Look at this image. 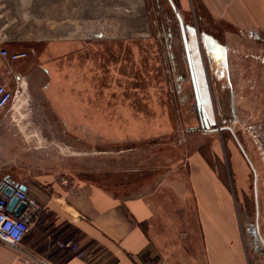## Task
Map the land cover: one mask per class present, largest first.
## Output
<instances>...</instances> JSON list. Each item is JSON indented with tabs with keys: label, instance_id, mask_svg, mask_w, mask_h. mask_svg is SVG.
Here are the masks:
<instances>
[{
	"label": "rangeland",
	"instance_id": "1",
	"mask_svg": "<svg viewBox=\"0 0 264 264\" xmlns=\"http://www.w3.org/2000/svg\"><path fill=\"white\" fill-rule=\"evenodd\" d=\"M102 1L99 19L90 23V30H102L108 37L100 40L103 45L89 57L49 52L48 42L36 48L43 50L34 58L43 84L48 78L44 70L52 62L58 70L50 73L54 79L58 73L57 92L72 95L73 101L57 106L33 104L34 112L40 113V128H32L26 120L31 104L13 102L12 136L33 150L50 148L51 159L73 177L117 174L155 180L174 173L183 175L186 183L187 175L197 167L201 172L208 170L217 188L230 196L248 264H264V247L251 234L257 228L264 245V34L249 37L209 18L196 0ZM75 2L73 14L80 8V0ZM11 6L10 15L16 18V0ZM40 25L29 22L24 31L27 36H38ZM72 25L80 29L76 22ZM30 48L24 49L28 60ZM212 48L217 50L216 61L223 54L227 60L234 117L220 116L216 106L217 115L213 113L210 119L202 111L201 126L197 115L182 111L175 80H189L197 71L209 80L216 102L210 71ZM87 62L89 69L84 71L82 65ZM80 95H88V103H83L88 104L86 127L80 120L81 103L76 102ZM69 106L70 114L78 112L73 125H66L61 117ZM203 117L211 131H205ZM219 127L227 128L216 131ZM21 153L15 150L10 155L16 164L8 172L16 178L25 171L19 165Z\"/></svg>",
	"mask_w": 264,
	"mask_h": 264
},
{
	"label": "crops",
	"instance_id": "2",
	"mask_svg": "<svg viewBox=\"0 0 264 264\" xmlns=\"http://www.w3.org/2000/svg\"><path fill=\"white\" fill-rule=\"evenodd\" d=\"M196 2L204 15L239 33L255 38L264 34V0ZM11 3L0 0V50L23 53L31 47L32 58L26 55L9 61L0 56V85L18 91L14 102L31 104L26 120L32 128H40V113L34 112L33 104H66L73 96L57 92L58 73L55 79L50 73L58 70L52 62L44 70L48 78L43 84L41 68L34 61L43 50L36 48L48 42L49 52L89 57L103 45L100 40L107 39L102 30H90V23L99 19L103 1L80 0L73 14L74 0H16V18L10 15ZM199 19L204 20L201 15ZM29 22L42 24L36 27L38 36L25 33ZM73 22L79 25L78 31ZM82 66L84 71L89 69L88 62ZM78 98L80 120L86 127L88 104L83 103H88V95ZM71 107L62 111L66 125H73L78 117L77 111L70 114ZM13 115L14 105L0 112V186H23L43 210L17 249L0 242V264H35L36 259L50 264H248L230 196L217 188L208 170L201 172L197 167L187 175L186 183L183 175L174 173L155 180L117 174L73 177L51 159L50 148L33 150L12 136ZM15 150L22 151L18 159L25 169L17 178L8 172L16 164L10 159ZM16 209L17 204L7 212L15 216ZM59 241L77 243L87 257L77 258L57 248Z\"/></svg>",
	"mask_w": 264,
	"mask_h": 264
},
{
	"label": "flooded vegetation",
	"instance_id": "3",
	"mask_svg": "<svg viewBox=\"0 0 264 264\" xmlns=\"http://www.w3.org/2000/svg\"><path fill=\"white\" fill-rule=\"evenodd\" d=\"M184 41L185 39L183 40V42ZM169 48L170 46L167 45V49ZM184 49V51H186V47ZM216 52L217 50L215 48H212L209 52V55L212 59L210 62V71L212 74V81L215 87V92L217 93L216 102L212 100V90L209 80L206 79L205 76L204 78H202L203 75L200 76L197 71L195 72V74L192 71L193 75H191V78L189 80H186L184 77H177L175 80L177 83V93L182 111L185 112L187 109V113H189V115H197V118H199L200 120H198V122L201 126L202 124L200 114L202 113V111L206 116L208 115V119H210L211 116H213V113L217 115L216 106L218 114L220 116L234 117V92L232 81L229 77L227 69V60L223 54L219 57V62L216 61ZM185 54L189 56L188 52H185ZM169 58L172 59L173 56L169 54ZM188 62L191 65V61H189V59ZM210 128L211 127L206 128L207 130H204L211 131ZM224 128L226 129L227 127H219L218 129H216V131L222 130Z\"/></svg>",
	"mask_w": 264,
	"mask_h": 264
},
{
	"label": "built area",
	"instance_id": "4",
	"mask_svg": "<svg viewBox=\"0 0 264 264\" xmlns=\"http://www.w3.org/2000/svg\"><path fill=\"white\" fill-rule=\"evenodd\" d=\"M26 53L17 52L9 53L6 50H0V56L8 59L9 61H16L24 59ZM18 91H10L4 86L0 85V112L4 110L8 105L14 102ZM66 181H64L65 183ZM13 195L17 200L26 204L23 212L15 217L12 216L6 210V206L9 198L0 192V242L3 244L17 249L30 231L31 227L38 220L43 207L25 191L19 189V186L15 187ZM57 248L72 254L77 258H86L87 255L81 250L77 243L72 241H59L56 243ZM35 264H50L46 260L36 259ZM140 264H153L152 262L140 263Z\"/></svg>",
	"mask_w": 264,
	"mask_h": 264
},
{
	"label": "water",
	"instance_id": "5",
	"mask_svg": "<svg viewBox=\"0 0 264 264\" xmlns=\"http://www.w3.org/2000/svg\"><path fill=\"white\" fill-rule=\"evenodd\" d=\"M202 121L204 123V126L207 128L208 125H207L206 118L203 117ZM241 152H242V154H244L243 151H241ZM19 189L23 190L25 188L23 186H19ZM14 190H15L14 186L13 187L6 186V185H1L0 186V192L3 193L4 195H6L9 198L7 206H6V210L11 209L12 207H14L15 204H17L16 214H15V217H17L23 212V210L26 207V204L24 202L19 201V200L16 199V197L13 195ZM251 234H252L253 238L255 239V241L259 240L260 243L262 244V246L264 247L262 241L260 240V236H259V233L257 231V228H255L254 231L251 232Z\"/></svg>",
	"mask_w": 264,
	"mask_h": 264
},
{
	"label": "bare ground",
	"instance_id": "6",
	"mask_svg": "<svg viewBox=\"0 0 264 264\" xmlns=\"http://www.w3.org/2000/svg\"><path fill=\"white\" fill-rule=\"evenodd\" d=\"M102 20H103V19H102ZM111 20H112V19H111ZM95 21H96V20H95ZM103 21H104V20H103ZM105 21H106V20H105ZM105 21H104V22H105ZM110 22H111V21H110ZM98 23H99V22H98ZM111 23H112V22H111ZM96 24H97V23H96ZM102 25H103V24H102ZM112 25H113V24H112ZM93 26H94V25H93ZM95 26H96V25H95ZM109 27H110V26H109ZM111 27H112V26H111ZM114 28H115V27H114ZM106 29H107V28H106ZM115 29H116V28H115ZM111 31H112V30H111ZM113 31H114V30H113ZM83 33H84V31H83ZM83 33H82V34H83ZM90 34H91V32H90ZM111 36H112V35H111ZM116 36H118V35L116 34ZM106 37H107V36H106Z\"/></svg>",
	"mask_w": 264,
	"mask_h": 264
}]
</instances>
